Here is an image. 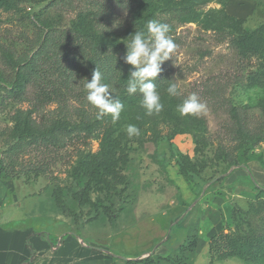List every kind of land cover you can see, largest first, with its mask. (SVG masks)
Listing matches in <instances>:
<instances>
[{
  "label": "rangeland",
  "instance_id": "rangeland-1",
  "mask_svg": "<svg viewBox=\"0 0 264 264\" xmlns=\"http://www.w3.org/2000/svg\"><path fill=\"white\" fill-rule=\"evenodd\" d=\"M137 1L0 0V165L9 175L0 177V224L28 227L54 248L74 234L108 264H264V187L246 169H264L263 29L260 52L243 56L229 21L207 14L250 1L236 25L253 31L264 26V0ZM150 19L170 24L177 46L158 75V116L102 77L124 109L115 123L97 119L84 87L91 78L71 77L65 87L53 73L38 77L50 35L89 33L122 44L124 57ZM47 80L59 94L49 86L40 94L37 83ZM172 82L180 97L168 96ZM193 92L207 110L182 117L177 105ZM129 124L139 136H128ZM238 182L252 193L238 196Z\"/></svg>",
  "mask_w": 264,
  "mask_h": 264
},
{
  "label": "trees",
  "instance_id": "trees-1",
  "mask_svg": "<svg viewBox=\"0 0 264 264\" xmlns=\"http://www.w3.org/2000/svg\"><path fill=\"white\" fill-rule=\"evenodd\" d=\"M61 1L64 0H60V2ZM133 5L138 8V1L133 0ZM207 14L212 16V20L209 22L216 23L217 25H224V20L229 21L227 25L237 31V36L233 40L240 55L245 56L249 52H260V48L255 42V36L261 28L263 29L262 33L264 34V26L254 29L253 31L238 27L236 24L242 22L244 18L226 13L223 8L216 12H208ZM217 14H223L225 16L224 18H215ZM49 42L52 49H40L38 52L39 58L42 60V64L47 63V68L43 69L44 65H42L41 69L43 70L40 69L42 72L41 74L38 71V77L44 75V72L47 71L55 74L56 77L60 78L63 84H65V87H68L67 81L69 78H91L92 72L97 68L101 72L102 77H108L114 80V90L117 91L118 94L120 93L121 97L142 99V94L139 92L134 95H129L126 91L127 82L130 77L129 72L132 66L124 62L122 56L124 49L122 44L118 42H104L92 34H78L74 30L69 29H63L56 35H50ZM33 65L36 67V63ZM36 69L38 70L37 67ZM49 82L50 80H47L46 82L38 81L37 86L40 94H48L47 86L51 87L53 95L59 94L60 92L57 91V85ZM155 83L157 85V90H159L163 85V81L159 77L156 78ZM232 110H235V108H232ZM82 136L84 137V135ZM46 143L57 145V141L55 139H48ZM1 176L3 178L9 176L4 165H0V177ZM257 189L262 190L261 188ZM31 235L32 233L26 238V246L31 255L29 261H33L35 259L34 249L29 242V237ZM51 246L53 247V245ZM226 246L229 250H226L225 248L223 250H226L227 254H232L234 252V248L230 239L227 240ZM222 247H224V245L222 246L220 244L221 250Z\"/></svg>",
  "mask_w": 264,
  "mask_h": 264
},
{
  "label": "clouds",
  "instance_id": "clouds-1",
  "mask_svg": "<svg viewBox=\"0 0 264 264\" xmlns=\"http://www.w3.org/2000/svg\"><path fill=\"white\" fill-rule=\"evenodd\" d=\"M171 25L157 19L146 22V31L138 30L126 45L124 62L131 67L126 91L129 95L142 94L141 107L148 116H158L164 110V103L155 83L163 71L165 61L171 60L176 53V44L170 37ZM87 101L97 109V119L110 116L113 123L120 119L124 109L122 101L113 95L107 84L102 82V74L96 68L85 85ZM166 92L169 97H180L177 83H169ZM207 106L196 93H190L177 105V111L183 116H198L206 112ZM129 137L139 136L140 129L133 124L126 128Z\"/></svg>",
  "mask_w": 264,
  "mask_h": 264
},
{
  "label": "crops",
  "instance_id": "crops-1",
  "mask_svg": "<svg viewBox=\"0 0 264 264\" xmlns=\"http://www.w3.org/2000/svg\"><path fill=\"white\" fill-rule=\"evenodd\" d=\"M240 8L230 9L227 6L228 13L241 17L250 10L251 2L237 4ZM248 172L253 176L258 185L264 187V169L256 164L249 163L246 167ZM245 167L244 171H247ZM243 173V172H242ZM243 175V174H241ZM236 178L230 174L228 183H232L231 179ZM238 181H241L238 179ZM238 196H248L252 193V187L242 185L238 182ZM4 181L0 179V208L4 204L5 191ZM241 190V191H240ZM32 230L27 228H10L0 224V264H108V257L96 252L92 247L85 245L76 235L69 234L63 236L61 243L57 247H52L48 240L37 234L29 237V242L35 252V260H30V251L26 246V238Z\"/></svg>",
  "mask_w": 264,
  "mask_h": 264
}]
</instances>
